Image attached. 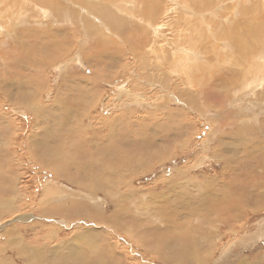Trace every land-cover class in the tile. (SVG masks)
<instances>
[{
	"label": "rangeland",
	"instance_id": "obj_1",
	"mask_svg": "<svg viewBox=\"0 0 264 264\" xmlns=\"http://www.w3.org/2000/svg\"><path fill=\"white\" fill-rule=\"evenodd\" d=\"M138 1L140 0H132L129 6L137 8L140 4ZM240 1L228 0L223 4L226 10L218 13L232 15L233 10L234 14L228 18L226 25L231 34L237 30L236 22L244 18L245 8H250L253 2L242 0V6ZM145 3L149 2L145 0ZM141 4L138 7L145 10L150 5L149 3L148 6L145 4L141 7ZM185 5L187 7L186 3L184 7ZM160 7L156 8L158 13ZM123 10L117 9V14L114 13L121 18L120 22L126 18L123 24H128L129 26H126L129 28L123 26L126 30L124 28L120 32L118 29L107 27V33L104 30L101 34L111 42L105 49L98 48L96 53L91 51L93 43L80 45L84 37L80 32H76V35L75 31H72V23L68 22L69 26L64 25L68 33L73 36L75 34V38L70 35L74 42L71 38L69 45L73 42L75 48L80 46L83 49L80 62L66 67V70L61 71L58 65L67 59L71 60L70 56L66 60L61 57L60 61L52 63L45 54L48 53V46H44L50 40L56 43V47L64 43L63 36L57 34L60 38L50 32L54 28L63 29V25L47 28L42 25L31 26L34 28L31 29L32 32H35L32 39L25 35L23 40L18 37L19 43L1 50L10 53V49H17L14 47L20 46V43L26 40L28 42L25 49L32 50V55L17 50L19 52H14L16 59L11 61L14 66L6 64L9 67L5 69L4 60L0 63V69L6 70L4 75L9 78L6 81L10 82L9 95L12 94L10 97L14 104L18 101L17 105L21 106V109H17L14 105H9L7 100H3L0 92V116L13 120L8 122L11 128L5 126L0 134V144H3L0 150V264H29L28 259L31 260V257H26L28 251L38 256L37 260L33 257L32 264H264V96L258 98V95L251 97L252 95L248 94L255 92L256 87L261 85L260 82H253L248 88H243V82L247 79H250L247 82L251 83L254 76L262 77L264 34L261 40H254L256 46L251 48V51L255 52L249 61L245 60L243 51L239 49L236 50L238 54L225 46L217 51H212L211 48L209 52L211 56L216 57V61H220L223 68L222 72L216 71L215 67L219 64L211 63L213 70L207 73L211 78L210 83H217L223 77L230 82L233 79L238 80L237 88L233 91H230L229 87L220 89L228 92L229 97H234L242 106L239 114L228 118L229 114L225 111L234 109L233 103L225 108L221 103H213L209 114H205L171 94L172 88L177 86V81L169 70L175 73L178 63L185 58L191 59V51L187 48L193 38L186 41L190 38L188 34L177 37V30L173 33L175 24L167 18L169 16L164 12L165 9L161 12L165 13L164 16L158 15L160 20L159 17L156 19L155 14L151 22L156 23L147 22L149 24L146 23L145 26L143 22H139V25L136 22L129 24V20L132 23L137 14H130L131 19L127 10ZM145 10L140 11V15L145 13ZM148 12L150 11L147 10L145 14ZM140 15L138 14L139 17ZM249 21L255 23L252 25L254 30L261 31L262 20L252 18ZM142 24L143 26H140ZM96 26L98 32L102 31L100 24ZM28 28V25L22 27L23 30ZM186 30L188 33V29ZM164 36L168 42L161 40ZM180 37L186 39L185 49L180 48L179 43L176 44L178 40L181 41ZM203 38L204 36L202 39L198 38L199 44L203 42ZM157 43L165 45L162 47L166 48L163 51L169 61L161 59L160 54L163 51L159 52L158 47L153 46L158 45ZM210 43L212 46L215 40ZM75 48L71 49V52L79 56ZM134 51L143 57L136 56ZM148 51H153L152 55L147 53ZM20 54H23V57H20ZM84 54L86 58L83 57ZM92 57H95L96 61ZM201 57L197 64L200 69L205 58L203 54ZM257 58L263 59L259 61ZM146 61L150 64L149 68ZM171 62L176 64V68ZM256 64L260 68L256 69ZM246 65L248 71H252V76L248 78L247 73L244 76L246 80L243 79L241 83L236 72L231 75L224 73L236 71V67L242 69ZM97 70L100 73L96 84L93 83L94 87L91 88L89 84L88 87L81 81V78H88L93 82L95 78L92 74L93 71L98 72ZM165 71L171 73V76ZM155 72H159L163 77ZM100 74L102 77H99ZM168 77L173 80L167 81ZM164 81L173 86L164 88ZM230 82L227 83L228 86ZM124 89L129 97L124 95ZM220 90L213 92L216 94ZM224 92L217 94L222 101L227 100V94ZM161 95L168 97V100L172 97L173 101L171 98V101L164 105ZM25 96H29L33 101H29ZM31 103L41 112V118L34 119L35 112L28 108ZM251 105L250 109L245 108ZM243 108L245 110L242 113ZM218 117L223 120L216 119ZM133 118L138 123L133 122ZM208 119L210 123L207 122ZM218 120L223 122H217ZM129 159L130 164L125 165ZM62 170L70 176L62 178ZM85 194L90 196H84ZM93 198L96 204L94 206L99 211L96 214H92L94 207L89 202ZM51 199L60 200L62 205H53ZM41 200L46 201L40 203ZM64 204L69 205L68 208L73 205L75 210L57 207ZM9 205L11 208H7ZM55 208L59 211L58 214L51 215V209ZM17 217L26 219L15 221Z\"/></svg>",
	"mask_w": 264,
	"mask_h": 264
},
{
	"label": "bare ground",
	"instance_id": "obj_2",
	"mask_svg": "<svg viewBox=\"0 0 264 264\" xmlns=\"http://www.w3.org/2000/svg\"><path fill=\"white\" fill-rule=\"evenodd\" d=\"M141 1V0H140ZM140 1H138L140 4H141V2ZM144 1L145 0H143L142 1V6L141 7H143V5H145V4H147V3H145L144 4ZM146 1H148L149 3H150V5L148 6V4H147V6H148V9L147 10H149L150 12H148L147 14H145L146 13V11L147 10H145V9H140V7H138L137 6V8H134V6L133 7H131V6H129L130 5V3L132 2V0H119V1H116V0H0V63L2 62V60H4V68L6 69V64H10V65H12V66H14V62H11L12 60H14V59H16V57H15V54H14V52L16 53V52H19L20 51V53H22V51H25V54L26 55H30L31 54V52H32V50H29V51H27L25 48V45L27 44V42L28 41H26V40H24V42H21L20 43V46H16V47H14V48H17V49H13V51H11V49L9 50L10 51V53H6V52H1V50L2 49H6V47L7 46H9V45H12V47H13V44L14 43H19L18 42V37H20L22 40H23V36L25 35V37H27V38H31L32 39V34H34L35 32H32L33 30H34V28H32L31 26H35V27H38V26H40V25H42V26H46V28L47 27H51V26H54V25H56L57 27H59V25H67V26H69V23L68 22H70V23H72L73 24V26L71 25V28L73 29H71L72 31H75V34H76V32L78 33V32H80V34H82L83 35V37H84V39L82 40L81 38H80V36H79V38H80V40H82L81 42H80V45H84L85 43H88V44H91V43H93V45H92V47L91 48H93L91 51H95V53H96V50H98V48H102V49H105L107 46V44H110V40L108 39V38H106V37H104L102 34H101V32H103L107 27H110V28H112V30L113 29H118L120 32L121 31H123L124 30V28L126 27V28H129V27H127L126 25H128V24H126V25H124L123 23L125 22V21H123V20H125L126 18H124L123 20H121V22H120V19L118 18V16L116 15L117 14V12H116V10L118 9L119 11H121L122 9H126L127 11V13H128V15L130 16V14L132 15V14H137V17H136V15L134 16L135 17V20L133 19V21H132V23H131V20H129L130 22H129V24H134L135 22L136 23H138V25H139V22L141 23V22H143L144 23V26H145V24L147 23V22H151V18H152V20H153V17L155 18V14H156V19H158V17L160 16V14L161 15H163L164 16V14L165 13H161L162 11H163V9H165V11L164 12H166V13H168V16L169 17H167V18H169V20H171V22H173L172 24H175V29L173 30V29H171V30H173L174 32L173 33H175L176 32V30H177V32H176V34H177V37L180 35V36H187V34L190 36V38L188 39L187 38V40L186 41H191V38H193V41H191V44H190V42H189V44H190V47L189 48H187V50H189V51H191V59L190 60H187L186 58L185 59H183L180 63H178V65H179V67H178V65H177V68L178 69H176V71H175V73L173 72V71H170L169 70V72H172V77H173V79L175 80V81H177L176 82V84H177V86H174L173 88H172V91H171V94L173 95V97H175V98H180V99H182V100H185V102L188 104V105H191L194 109H196V110H198V111H203L205 114H209V108H211L212 106H213V103H215V104H220L221 103V106L223 107V108H225L226 107V105H228V104H230V103H233V105H234V109H231V110H229V111H225V113H227V114H229V117L228 116H223V118H226V117H228V118H232V117H234L235 116V114H239L240 112L239 111H241L242 110V106L240 105V103L239 102H237L236 101V99H234V97L232 98V96H231V98L229 97V94H228V92H224V90H220L221 88H225V87H229V89H230V91H233L235 88H237V84H238V80H232V82H230V80H227L226 78H224L223 77V79L221 80V79H219L218 80V82L217 83H210V81L209 80H211V78H210V76L207 74V73H209V71H212L213 70V68H212V62H216V64L218 65L217 67H215V69H217L216 71H221L222 72V70H223V68L221 67V65H220V61L219 60H217L216 61V57H213V56H211V54L209 53L210 51H211V48H212V51H217L219 48H222L223 46H225V47H227V48H229L231 51H235L236 52V54H238L237 52L238 51H236V50H241V51H243V53H244V58H245V60L246 61H249L250 59H251V57H252V55L254 54V52H255V50H254V52H252L251 51V48H254V46H256L255 44H256V42H254V40L255 39H258V40H261L260 38H261V36H262V34H264V0H251V2H252V5H251V7L250 8H245V14H243L244 15V18L243 19H240L239 20V22H236V24H235V28H237V30H235L236 32H234L233 34H231V30H229V28H227L226 27V25H228V18L229 17H232V15L234 14V12H233V10H232V15L230 14V15H219L218 13L220 12V11H225L226 9H225V7L223 6V4H225L228 0H146ZM230 1V0H229ZM232 1V0H231ZM245 1V0H244ZM119 2V3H118ZM186 3L187 4V7H186V5H185V7H184V3ZM231 3H233V2H231ZM236 3V2H235ZM239 3H241V5H242V0L239 2ZM245 3V2H244ZM243 3V4H244ZM133 4H135L134 2H133ZM246 4V3H245ZM163 5V7L161 8L160 6H162ZM147 6H145V7H147ZM240 6V5H239ZM242 6H244V5H242ZM158 7H160L159 9H160V11H159V13L156 11V8H158ZM238 7V6H237ZM236 7V8H237ZM121 8V9H120ZM227 8V7H226ZM239 8V7H238ZM237 8V9H238ZM241 8V7H240ZM153 9H155L154 10V12H153ZM242 9H243V7H242ZM241 9V10H242ZM123 10V11H124ZM143 10H145V13H142L141 15H140V11H143ZM152 10V11H151ZM118 11V12H119ZM114 12H116V14L114 13ZM126 12H125V14H126ZM144 12V11H143ZM151 12H152V14H151ZM157 12V13H156ZM238 12H239V10H238ZM241 12V14H242V11H240ZM123 13V12H122ZM236 13V12H235ZM121 13L119 12V14L118 15H120ZM138 14L140 15V17L138 16ZM149 14V15H148ZM240 14V13H239ZM159 15V16H158ZM242 15V16H243ZM149 16H150V18H149ZM152 16V17H151ZM240 16V15H239ZM127 17V16H126ZM234 17V16H233ZM130 18H131V16H130ZM129 18V19H130ZM162 18V17H161ZM257 19V20H262L261 22H262V24H263V26H262V28H261V31H257V30H254V26H252V25H254L255 23L254 22H251V21H249V19ZM127 19H128V17H127ZM132 19V18H131ZM142 19V21H139V20H141ZM155 19V20H156ZM159 20H160V17H159ZM162 20V19H161ZM167 20V19H166ZM206 20H207V22H206ZM234 20V19H233ZM237 20V19H236ZM138 21V22H137ZM163 21V20H162ZM209 21V22H208ZM254 21V20H253ZM153 22V21H152ZM151 22V23H152ZM155 23H156V21H154ZM153 22V23H154ZM159 22V21H158ZM258 22V21H257ZM126 23H127V21H126ZM162 23V22H161ZM232 23V22H231ZM259 23V22H258ZM96 24H100V26H101V24H103L101 27H102V31H99L98 32V30H97V26H96ZM147 24H149V23H147ZM164 24V23H163ZM29 26V28L28 29H26V30H23L22 29V27L23 26ZM36 25H38V26H36ZM75 25V26H74ZM76 25H80L81 27H77ZM162 25V24H161ZM166 25V24H165ZM259 25H260V23H259ZM258 24H257V26H259ZM123 26H125V27H123ZM129 26V25H128ZM140 26H143V24L142 25H140ZM139 26V27H140ZM132 27V26H131ZM138 27V26H137ZM69 28V27H68ZM109 28V29H110ZM126 28H125V30H126ZM154 28V27H153ZM256 28V27H255ZM260 28V27H259ZM258 28V29H259ZM31 29H33V30H31ZM67 29V28H66ZM159 29V28H158ZM169 29V30H170ZM186 29H188V33H187V30ZM70 29H69V31H71ZM132 30V29H131ZM131 30H130V32H131ZM142 30V29H141ZM219 30V31H218ZM50 31V30H49ZM218 31V32H217ZM50 32H52L51 34H60L61 35V37L63 36L64 38H65V41H64V43L63 44H61V45H59V46H57L56 47V43H54L52 40H50V42L49 43H46L44 46H48V48H46V49H49L48 50V53H45L47 56H48V61H50V62H58V61H60V58L61 57H63L65 60H66V58H69V56H70V59L71 60H69V59H67L66 61H63L60 65H58L59 67H58V69H60L61 71L62 70H66V67H68L69 68V66H71V65H75L77 62H80V56L82 55V48H80V46H79V48H75V46H74V44H73V42H74V38H75V34H74V36L73 35H71L70 34V32L68 33V30L66 31L65 30V26H64V28L62 29V27H59V28H54L52 31H50ZM104 32H106L107 33V31L105 30ZM126 32V31H125ZM124 32V33H125ZM45 33H47V31L45 32ZM49 33V32H48ZM123 33V32H122ZM162 33V32H161ZM256 33H257V35L258 36H256ZM43 34H44V32H43ZM50 34V35H51ZM64 34H65V36H64ZM132 34H133V32H132ZM139 34V33H138ZM138 34H137V36H138ZM141 34L142 35H144L143 34V32L141 31ZM146 34V33H145ZM160 34V33H159ZM170 34V33H169ZM175 34V35H176ZM198 34L200 35V36H198ZM70 35L71 36H73V37H71L72 38V45H69V42H71V38H70ZM77 35V34H76ZM114 35V34H113ZM118 35H120L119 34V32H118ZM123 35V34H122ZM130 35V34H129ZM135 35V34H134ZM133 35V36H134ZM162 35V34H161ZM166 35V34H165ZM171 35V34H170ZM202 35V36H201ZM47 36H49V34H47ZM58 36V35H57ZM106 36V35H105ZM137 36L135 37V38H137ZM163 36V35H162ZM174 36V35H173ZM204 36V38H203V42L201 43V44H199L200 43V41H198V38L199 39H202V37ZM58 37H60V36H58ZM57 37V38H58ZM60 37V38H61ZM82 37V36H81ZM126 37V36H125ZM139 37H141V36H139ZM147 37V36H146ZM155 37V36H154ZM169 37V36H168ZM263 37V36H262ZM49 38H50V36H49ZM77 38V37H76ZM129 38H130V36H129ZM153 38V37H152ZM157 38H158V36H157ZM176 38V37H175ZM175 38H174V40H175ZM184 38V37H183ZM183 38H181L180 37V39H181V41L180 42H178L179 40H178V38H177V42H176V44H178L179 43V45H180V48H184L185 49V47L187 46L186 44V41L183 39ZM264 38V37H263ZM16 39V40H15ZM41 39V38H40ZM124 39V38H123ZM182 39L184 40V41H182ZM210 39V40H209ZM14 40H15V42H14ZM29 40V39H28ZM49 40V39H48ZM63 40V39H62ZM75 40H77V39H75ZM138 40V39H137ZM161 40H166L165 39V36L161 39ZM215 40V43H216V45H214L215 43H213V45L211 46V43H210V41L211 42H213ZM263 40V39H262ZM69 41V42H68ZM119 41H120V39H119ZM134 41H135V39H134ZM134 41H132L131 43H133ZM139 41V40H138ZM142 41V40H141ZM147 41V40H146ZM167 41V40H166ZM176 41V40H175ZM34 41H32V43H33ZM75 42H77V41H75ZM122 42V41H121ZM126 42V41H125ZM168 42V41H167ZM258 42V41H257ZM36 43V42H35ZM34 43V44H35ZM42 43V42H41ZM60 43H61V41H60ZM84 43V44H83ZM130 43V44H131ZM170 43H173V42H171L170 41ZM120 44V43H119ZM138 44V43H137ZM141 44V43H140ZM150 44V43H149ZM158 45H153V46H157L158 47V49L160 50L159 52H162L163 50H165L166 48H163L164 46L163 45H159L160 43H157ZM29 45V44H28ZM133 45H134V43H133ZM173 45V47L175 46L174 44H172ZM192 45V46H191ZM258 45V44H257ZM95 48H94V47ZM112 46V45H111ZM122 46V45H121ZM145 46H147V44L145 45ZM163 46V47H162ZM177 46V45H176ZM11 47V46H10ZM89 47H90V45H89ZM114 47V46H113ZM134 47H135V45H134ZM138 47V46H137ZM136 47V48H137ZM168 47V46H167ZM172 47V46H171ZM74 48H75V50H78L77 52H79L78 54H79V56L78 55H73V53L71 52V49H73L74 50ZM141 48V47H140ZM177 48H178V46H177ZM260 48V47H259ZM8 49V48H7ZM34 49H36V48H34ZM44 49V48H43ZM116 49H117V47H116ZM153 49V48H152ZM151 49V50H152ZM17 50H19V51H17ZM37 50V49H36ZM38 50H39V48H38ZM84 50H86V49H84ZM114 49H112V51H113ZM135 50V49H134ZM137 50H139V49H137ZM142 50V49H141ZM258 50H260V49H258ZM263 50V49H262ZM47 51V50H46ZM115 51V50H114ZM118 51V50H117ZM140 51V50H139ZM145 51H147V50H145ZM156 51H157V49H156ZM116 52V51H115ZM127 52V51H126ZM132 52H133V48H132ZM135 52V51H134ZM142 52L143 51H141L140 53L142 54ZM153 51H151V53H152ZM158 52V51H157ZM165 51H163L162 52V54H160L162 57H161V59H166V60H168V58H166V52L164 53ZM177 52V51H176ZM258 52V51H257ZM81 53V54H80ZM136 53V52H135ZM147 53H150V51H148ZM150 53V55H152ZM168 53V52H167ZM178 53V52H177ZM186 53V52H185ZM200 53H202L203 54V56L205 57L204 58V64H203V66L201 67V69H200V67L197 65L198 63H199V61L202 59V57H201V55H200ZM260 53H261V51H260ZM128 54V53H127ZM145 54V53H144ZM239 54H242V53H240L239 52ZM32 55V54H31ZM73 55V56H72ZM85 55V54H84ZM136 56H138V57H143L142 55L140 56V55H138V53H136L135 54ZM146 55H149V54H146ZM160 55H158V56H160ZM169 55V54H168ZM177 55V54H176ZM179 55H180V53H179ZM182 55V54H181ZM185 55V54H184ZM259 55V54H258ZM115 56V55H114ZM135 56V57H136ZM145 56V55H144ZM156 56V55H155ZM20 57H23V54H20ZM45 57V56H44ZM72 57V58H71ZM83 57H85L86 58V55L85 56H83ZM109 57V56H108ZM170 57V56H169ZM236 57H237V55H236ZM235 57V58H236ZM240 56H238V58H239ZM243 57V56H242ZM241 57V59H243ZM28 58V57H27ZM31 58V57H30ZM30 58H28V59H30ZM93 58V57H92ZM146 58H147V56H146ZM150 58V57H149ZM170 58H172V57H170ZM173 58H176V57H173ZM238 58H236V59H238ZM34 59V58H33ZM90 59V58H89ZM127 59V58H126ZM138 59V58H137ZM142 59V58H141ZM144 59V58H143ZM152 59V58H151ZM157 59V58H156ZM178 59V58H177ZM230 59H232L231 57H230ZM258 59V58H257ZM256 59V60H257ZM261 59H263V58H261ZM260 59V60H261ZM35 60V59H34ZM34 60H32L31 59V61H33V62H35ZM62 60V59H61ZM93 60H95V57L93 58ZM148 60V59H147ZM173 60V59H172ZM176 60V59H175ZM213 60H215V61H213ZM238 60H240V59H238ZM259 60V59H258ZM259 60V61H260ZM38 62H40L39 60H37ZM41 61H43V60H41ZM90 61V60H89ZM96 61V60H95ZM150 60H148V62H149ZM157 61V60H156ZM169 61V60H168ZM179 61H180V59H179ZM94 62V61H93ZM131 62V61H130ZM159 62V61H158ZM161 62V61H160ZM237 62V61H236ZM241 62V61H240ZM242 62H244V60L242 61ZM262 62V61H261ZM29 63H30V61H29ZM146 63H147V61H146ZM170 63V62H169ZM172 63V62H171ZM176 63H177V61H176ZM212 63V64H211ZM255 63V62H254ZM48 64V63H47ZM50 64V63H49ZM164 64V63H163ZM173 65L175 64L174 62L172 63ZM262 64H264V63H262ZM32 65V64H31ZM43 65V64H42ZM55 65V64H54ZM57 65V64H56ZM77 65V64H76ZM104 65V64H103ZM147 65V68H149L148 66H150V64L149 63H147L146 64ZM145 65V66H146ZM160 64H158V66H159ZM169 65V64H168ZM176 65V64H175ZM175 65L173 66V67H175ZM205 65V66H204ZM242 65V64H241ZM261 65V64H260ZM39 66V65H38ZM161 66H162V64H161ZM264 66V65H263ZM2 67V66H1ZM9 67V66H8ZM8 67H7V69H8ZM142 67V66H141ZM155 67H156V65H155ZM163 67V66H162ZM171 67V66H170ZM257 67H259L260 68V66H257V64L255 65V68L257 69ZM261 67H262V65H261ZM30 68V67H29ZM99 68V67H98ZM105 68H106V66H105ZM159 68V67H158ZM176 68V67H175ZM32 69V68H31ZM102 69V68H101ZM146 69V68H145ZM154 69V68H153ZM14 70V69H13ZM24 70V69H23ZM30 70V69H29ZM56 70V69H55ZM100 70V69H99ZM99 70H97L98 72H96V71H93V74H92V76H93V78H95V80H93V82H92V80H90V79H88V78H81L82 80L81 81H84V83H85V85H87L88 86V84H89V86L92 88V86L94 87V85H93V83H95V81H97V78H98V73H100V71ZM103 70H104V66H103ZM106 70V69H105ZM144 70V69H143ZM147 70V69H146ZM166 70V69H165ZM172 70V69H171ZM173 70H175V69H173ZM227 70V69H226ZM6 71V70H5ZM5 71H2V69H0V92H1V94H2V97L4 98L3 100L5 101V100H7V102H8V104L9 105H14L13 107L14 108H17V109H21V106L19 107L18 105H17V103H19L18 101H17V103L16 104H14V100L10 97V95H12V94H10L9 95V93H10V90H9V83L10 82H6L7 81V79H9L8 78V76L7 75H4L5 73ZM8 71V70H7ZM145 71V70H144ZM148 71V70H147ZM195 71V72H194ZM216 71H214L215 73H216ZM103 72V71H102ZM106 72V71H105ZM167 71H165V73H166ZM169 72H167L166 74L168 75V76H171L170 74H169ZM220 72V73H221ZM235 73L236 72V75H237V79L239 78V79H241L240 80V83H241V81L243 80V79H245L246 80V78L244 77V76H246V74L248 73V78H249V76L251 77L252 75H251V72L252 71H248V66L246 65V66H244L242 69L241 68H239V67H236V71H225L224 73H229L230 75L232 74V73ZM253 72H257V71H253ZM258 72H260L259 70H258ZM88 73V72H87ZM107 73H108V71H107ZM156 73V72H155ZM159 72H157L156 74H158ZM160 73H162V71L160 72ZM159 73V75L160 76H162L161 74ZM174 73V74H173ZM179 75H178V74ZM102 74H104V73H102ZM102 74H100V76L99 77H102ZM150 74V73H149ZM148 74V75H149ZM165 75V74H164ZM213 75V74H212ZM223 75V74H222ZM105 76H107V75H105ZM117 76V75H116ZM151 76V75H150ZM259 76V75H258ZM258 76H254L253 78H251V83H249V82H247V81H250V79L248 80H246V82H243V88H248V86L250 85V84H253V82H260L259 84H261V85H258L256 88H257V90L255 91V92H250V93H248L249 95H252L251 97H253V96H256L257 97V95H258V98L260 97V98H263L262 96H264V71H263V69H262V72H261V78H259ZM13 77V76H12ZM104 77V76H103ZM108 77V76H107ZM112 77V76H111ZM153 77V76H152ZM157 77V76H156ZM163 77V76H162ZM161 77V78H162ZM165 77V76H164ZM108 78H110V77H108ZM159 78V77H158ZM167 78V77H166ZM169 78V77H168ZM149 79V78H148ZM156 79V78H155ZM173 79H171V78H169V79H167V81L168 80H173ZM23 80V79H22ZM25 80V79H24ZM73 80V79H72ZM78 80V79H77ZM133 80V79H132ZM162 80H164L163 78H162ZM12 81H13V79H12ZM27 81V80H26ZM99 81V80H98ZM166 81V80H165ZM164 81V85H163V87L164 88H166L167 89V87L168 88H171L172 86L170 85V83L168 82V83H166ZM174 81V82H175ZM200 81H202V83H200ZM19 82V81H18ZM161 82V81H160ZM230 82V85L228 86L227 85V83H229ZM77 83V82H76ZM135 83V82H134ZM172 83V82H171ZM29 84H30V81H29ZM96 84V83H95ZM131 84V83H130ZM19 85V84H18ZM135 85V84H134ZM236 86V87H233V86ZM22 86V85H21ZM83 86V85H82ZM88 86V87H89ZM140 86V85H139ZM63 87V86H62ZM179 87H181V89L179 88ZM164 88H163V90H164ZM238 88H240V87H238ZM256 88H254V90L256 89ZM62 89V88H61ZM119 89V88H118ZM123 89V88H122ZM138 89V88H137ZM29 90V89H28ZM27 90V91H28ZM120 90V89H119ZM118 90V91H119ZM168 90H170V89H168ZM213 90L215 91V90H220V91H218L216 94L213 92ZM253 90V89H252ZM117 91V90H116ZM164 91H167V90H164ZM221 91H223L224 92V94L226 93L227 95H226V97H227V100H223L222 101V99H220V95H217L218 93H220ZM260 91V92H259ZM20 92V91H19ZM129 92V91H128ZM13 93V92H12ZM14 93H16V92H14ZM18 93V92H17ZM110 93V92H109ZM120 93V92H119ZM124 95H128V93L127 92H125V89H124ZM31 94V93H30ZM118 94V93H117ZM122 94V93H121ZM224 94H222V96L224 95ZM14 95V94H13ZM19 95V94H18ZM23 95V94H22ZM124 95H122V96H124ZM131 95V94H130ZM171 95V96H172ZM235 95V94H234ZM233 95V96H234ZM162 96V95H161ZM238 96V95H237ZM241 96V95H240ZM16 97V96H15ZM19 97V96H18ZM26 97V96H25ZM24 97V98H25ZM127 97H129V96H127ZM163 97V99H162V101H163V103H164V105L166 104V102L167 101H169L172 97H170V99L168 100V97H164V96H162ZM225 96H223V98H224ZM20 98H22L21 96H20ZM26 98H28L29 99V101H33V100H31V98L28 96V97H26ZM132 98V97H131ZM160 98V97H159ZM222 98V97H221ZM179 99V100H180ZM243 99V98H242ZM108 100H109V98H108ZM172 101H173V98L171 99ZM170 100V101H171ZM181 100V101H182ZM245 100V99H244ZM3 101V102H4ZM23 101L24 102H28L27 100H24L23 99ZM158 101V100H157ZM169 101V102H170ZM248 101V100H247ZM6 102V101H5ZM135 102H136V100H135ZM168 102V103H169ZM223 102V103H222ZM254 102V101H253ZM255 102H256V100H255ZM137 103V102H136ZM139 103V102H138ZM180 103V102H179ZM181 103H183V102H181ZM251 103V102H250ZM25 104H27V105H29L28 103H24V105ZM161 104V103H160ZM160 104H158V105H160ZM1 105V104H0ZM140 105V104H139ZM161 106V105H160ZM175 106V105H174ZM183 106V105H182ZM229 106V105H228ZM35 107V108H34ZM54 107H57V106H54ZM162 107V106H161ZM230 107H232V106H230ZM250 107H252V105L251 106H248V107H245V108H248V109H250ZM254 107V106H253ZM3 108V107H2ZM28 108H32V109H30V111L31 112H35V113H33L35 116V118L34 119H37V118H39L40 116V111L36 108V106L34 105V103H31V105L28 107ZM181 108V107H180ZM185 108H186V104H185ZM208 108V109H207ZM245 108H243V111H242V113L244 112V110H245ZM260 108V107H259ZM86 109V108H85ZM84 109V110H85ZM258 110V109H257ZM256 110V111H257ZM260 110V109H259ZM197 111V112H198ZM207 111V112H206ZM221 111V110H220ZM224 111V109L222 110V112ZM253 111V110H252ZM89 112V111H88ZM147 112V111H146ZM187 113V112H186ZM211 113H213V112H211ZM249 113V112H248ZM252 113V112H251ZM5 114V113H4ZM8 114V113H7ZM197 114H199V113H197ZM219 114H220V112H219ZM246 114V113H245ZM3 115V114H2ZM103 115V114H102ZM114 115V114H113ZM132 115V114H131ZM187 115V114H186ZM212 115V114H211ZM218 115V114H217ZM222 115H224V113L222 114ZM247 115V114H246ZM12 116V115H11ZM45 116V115H44ZM130 116V115H129ZM150 116V115H149ZM213 116V115H212ZM214 116H216L215 115V113H214ZM198 117V116H197ZM203 117V116H202ZM208 117V116H207ZM207 117H206V120H207ZM41 118V117H40ZM134 118H135V116H134ZM133 118V122H135L136 120ZM143 118H145V119H147L146 117H143ZM149 119H150V117H148ZM152 118V117H151ZM189 118H191V117H189ZM209 118V117H208ZM223 118H221V117H218V118H216V119H222L223 120ZM43 119V118H42ZM129 119H131V118H129ZM140 119V118H139ZM192 119V118H191ZM209 119H211V118H209ZM209 119H208V121L207 122H209ZM238 119V118H237ZM141 120H142V118H141ZM165 120V119H164ZM185 120V119H184ZM189 120V119H188ZM200 120V119H199ZM205 120V119H204ZM213 120V119H212ZM225 120V119H224ZM9 121H13L12 119H8V118H5V117H2V116H0V134L3 132L1 129H4L5 128V126L6 127H9V128H11V124H9V126H8V122ZM37 121V120H36ZM192 121V120H191ZM221 121V120H220ZM219 120L217 121V122H220ZM240 121V120H239ZM96 122V121H95ZM137 122V121H136ZM185 122H186V120H185ZM214 122V121H213ZM217 122H216V126H217ZM223 121H221L220 123H222ZM51 123V122H50ZM132 123V122H131ZM130 123V124H131ZM138 123V122H137ZM210 123V122H209ZM182 124V122L180 123V125ZM207 124V123H206ZM213 124V123H212ZM155 125V124H154ZM180 125L178 126V128L180 127ZM221 125V124H220ZM220 125H219V129H220ZM223 126L225 125V124H222ZM23 127V126H22ZM133 127H135V126H133ZM136 127H138L137 126V124H136ZM244 127V126H243ZM242 127V128H243ZM253 127V126H252ZM152 128H156V127H154V126H152ZM209 128V127H208ZM214 128V127H213ZM237 128V127H236ZM248 128V127H247ZM124 129V128H123ZM223 129V128H222ZM239 129V128H238ZM51 130V129H50ZM229 130V129H228ZM6 131V130H5ZM4 131V132H5ZM47 131V130H46ZM245 131V130H244ZM260 131V130H259ZM85 132V131H84ZM83 132V133H84ZM155 132V131H154ZM220 132V131H219ZM225 132V131H224ZM14 133H15V131H14ZM86 133H88L87 131H86ZM90 133V132H89ZM94 133H95V131H94ZM221 133V132H220ZM226 133V132H225ZM224 133V134H225ZM155 134V133H154ZM209 134V133H208ZM85 135H87V134H85ZM150 135V134H149ZM220 135V134H219ZM148 136V135H147ZM152 136V135H151ZM240 136V135H239ZM246 136V135H245ZM52 137V136H51ZM87 137H88V135H87ZM91 137V136H90ZM219 137V136H218ZM242 137V136H241ZM83 138V137H82ZM85 138H86V136H85ZM89 138V137H88ZM150 140V139H149ZM85 141V140H84ZM115 141V140H114ZM114 141H113V146L115 145L114 144ZM6 142V141H5ZM112 142V141H111ZM137 142V141H136ZM145 142V141H144ZM150 141H148V143H149ZM1 143H4V142H2L1 141ZM13 143V142H12ZM240 143V142H239ZM252 143V142H251ZM51 144V143H50ZM86 144H88V143H86ZM231 144V143H230ZM229 144V145H230ZM241 144V143H240ZM89 145V144H88ZM146 145H148V144H146ZM150 145V144H149ZM148 145V146H149ZM2 146H3V144H0V150H2ZM151 146V145H150ZM149 146V147H150ZM219 146V145H218ZM110 147V146H109ZM51 148V147H50ZM132 148V147H131ZM218 148V147H217ZM109 149V148H108ZM112 149V148H111ZM115 149H117V148H115ZM234 149V148H233ZM246 149V148H245ZM100 150V149H99ZM114 150V149H113ZM135 150V149H134ZM104 151V150H103ZM126 151V150H125ZM130 151H132V150H130ZM163 151V150H162ZM101 152V151H100ZM116 152V151H115ZM149 152V151H148ZM113 153V152H112ZM131 153V152H130ZM108 154V153H107ZM121 154V153H120ZM126 154H128V153H126ZM109 155H111V154H109ZM118 155H119V153H118ZM173 155V154H172ZM122 156V155H121ZM131 156V155H130ZM22 157V156H21ZM128 157V156H127ZM126 157V158H127ZM161 157V156H160ZM129 158H131V157H129ZM121 161V160H120ZM131 161V159H129L128 160V163H126L125 162V165L127 164V165H129L130 162ZM99 164V163H98ZM101 165V164H100ZM58 166V165H57ZM66 167V166H65ZM56 168H58V167H56ZM62 169H63V167H61ZM103 170V169H102ZM133 170V169H132ZM115 171V170H114ZM56 173H58V171H55ZM60 173H61V177L62 178H64V179H66L67 177H69L68 176V174L65 172V171H60ZM59 174V173H58ZM216 179V178H215ZM46 182V181H45ZM220 182V181H219ZM14 185V184H13ZM57 185V184H56ZM77 185V184H76ZM62 186V185H61ZM96 186H98V185H96ZM190 186V185H189ZM60 187V186H59ZM58 187V188H59ZM90 187V186H89ZM88 187V188H89ZM57 188V189H58ZM61 188V187H60ZM65 188V187H64ZM63 189V188H62ZM102 190V189H101ZM71 191V190H70ZM78 191V190H77ZM72 192V191H71ZM64 194V193H63ZM45 195V194H44ZM72 195V194H71ZM92 195V194H91ZM84 196H90V195H87V194H85ZM84 196L82 197V198H84ZM30 197V196H29ZM74 197V196H73ZM48 198V197H47ZM82 198H80V199H82ZM90 198V197H89ZM92 198V197H91ZM96 198V197H95ZM14 199V198H13ZM85 199V198H84ZM94 199V198H93ZM92 199V201H89L92 205H93V207L94 208H92L93 209V211H92V214H96V213H98L99 211H98V209L95 207L96 206V204H95V199L93 200ZM12 200V199H11ZM19 200V199H18ZM88 200V198H86V201ZM91 200V199H90ZM144 200V199H143ZM20 201V200H19ZM46 200H41L40 201V203H44ZM51 201V203L53 204V205H59V204H61L60 203V200H58V199H51L50 200ZM65 201H68V200H65ZM64 201V202H65ZM207 201L208 200H206V203H207ZM62 202V201H61ZM89 203V204H90ZM66 204V203H65ZM65 204H64V206H57L58 208H63V207H65V208H68V206H65ZM68 204V203H67ZM14 205H16V204H13V206ZM41 205V204H40ZM62 205V204H61ZM95 205V206H94ZM12 206V205H11ZM10 207V205L7 207V208H9ZM38 207V206H37ZM7 208H2L3 210H6ZM11 208V207H10ZM69 208H72V210H75V207H73V205H71ZM68 208V209H69ZM184 208V207H183ZM8 211H10V210H8ZM20 211V210H19ZM31 211V210H30ZM41 212H42V214H44L45 212H44V209H42L41 210ZM58 210H56V208H55V210L54 209H51V211H50V214L51 215H53V214H58ZM74 212V211H73ZM79 213V212H78ZM85 213V212H84ZM101 213V212H100ZM70 213H67V215H69ZM73 215V214H72ZM84 215V214H83ZM100 215V214H99ZM85 216V215H84ZM86 216H90V215H88V214H86ZM24 219H26V218H15L14 220L15 221H21V220H24ZM186 219V218H185ZM75 224V223H74ZM111 224V223H110ZM6 225V224H5ZM45 225V224H44ZM66 226V225H65ZM245 226V225H244ZM85 228V227H84ZM119 230V229H118ZM217 230V229H216ZM12 231V230H11ZM116 231V230H115ZM124 231H127V230H124ZM43 232H45V230L43 231ZM53 232V231H52ZM86 232V231H85ZM89 232V231H88ZM55 233L56 232H54L53 233V235H55ZM118 233V232H117ZM50 234V233H49ZM67 234V233H66ZM87 234V233H86ZM123 234V233H122ZM129 234V233H128ZM51 235V234H50ZM82 235L84 236V234L82 233ZM109 235H112V234H109ZM80 236V235H79ZM83 236H81V237H83ZM86 236V235H85ZM95 236V235H94ZM98 236H99V234H98ZM98 236L96 235V237L98 238ZM126 236V235H125ZM130 236V235H129ZM51 237V236H50ZM49 237V238H50ZM127 237V236H126ZM84 238V237H83ZM115 238V237H114ZM128 238V237H127ZM111 240V239H110ZM115 240V239H114ZM32 241V240H31ZM99 241V240H98ZM210 241V240H209ZM115 242V241H114ZM113 242V243H114ZM8 243H9V240H8ZM115 244V246H117L118 244L115 242L114 243ZM117 244V245H116ZM40 245V244H39ZM60 245V244H59ZM97 245H98V243H97ZM94 246V245H93ZM94 248H95V246H94ZM112 248V247H111ZM29 253H28V255L26 256V257H31V260L30 259H28V261H29V264H32L33 262H34V258L37 260V258L36 257H38V256H35V254L33 253V252H31V251H28ZM92 253H93V251H92ZM225 253V252H224ZM94 254V253H93ZM210 254V253H209ZM140 255V254H139ZM34 257V258H33ZM208 257V256H207ZM76 258V257H75ZM129 258V257H128ZM180 258V257H179ZM204 260V259H203ZM138 261V260H137ZM174 261V260H173ZM82 262V261H81ZM26 263V262H25ZM38 264V263H37Z\"/></svg>",
	"mask_w": 264,
	"mask_h": 264
}]
</instances>
